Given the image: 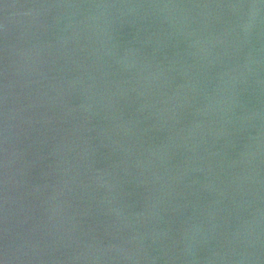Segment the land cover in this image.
Masks as SVG:
<instances>
[{
    "label": "water",
    "instance_id": "obj_1",
    "mask_svg": "<svg viewBox=\"0 0 264 264\" xmlns=\"http://www.w3.org/2000/svg\"><path fill=\"white\" fill-rule=\"evenodd\" d=\"M0 264H264V0H0Z\"/></svg>",
    "mask_w": 264,
    "mask_h": 264
}]
</instances>
